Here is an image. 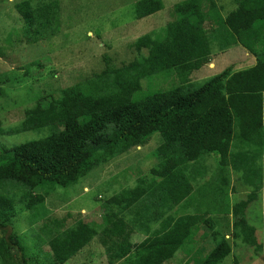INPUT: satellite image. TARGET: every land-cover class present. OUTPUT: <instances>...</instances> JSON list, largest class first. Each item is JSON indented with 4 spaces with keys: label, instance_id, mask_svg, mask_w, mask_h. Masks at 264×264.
I'll return each mask as SVG.
<instances>
[{
    "label": "trees",
    "instance_id": "16d2710c",
    "mask_svg": "<svg viewBox=\"0 0 264 264\" xmlns=\"http://www.w3.org/2000/svg\"><path fill=\"white\" fill-rule=\"evenodd\" d=\"M234 3L236 8L225 17L210 14L218 9L213 0L206 3L209 11L203 0L173 5L174 20L166 30L155 29L131 44L134 60L120 66L106 60L101 74L107 75L103 87H108L96 89L86 80L63 89L59 97L39 96L14 127L7 129L0 121V138L25 131L44 134L12 148L0 146V264H67L95 240L106 249L109 264H169L176 254L179 262L184 261L187 253L182 248L193 234L207 238L208 233L215 246L199 264L223 263L235 245L237 263L257 257L261 231L251 225L246 212L260 198L263 177L246 199L233 206L230 240L214 230L212 204L205 211L173 213L190 197L197 200L193 177L203 175L206 155H216L219 173L226 177L231 166L243 172L247 185H254L255 163L263 157L264 0ZM163 8V0H138L135 17L143 19ZM15 10L31 44L60 31L58 0H21ZM216 43L217 53L242 46L257 62L239 71L231 65L194 86L192 74L211 62ZM160 72H172L178 84L141 94V82ZM112 114L115 117L107 122ZM101 117L105 119L98 123ZM154 133L160 134L162 143L152 151L158 163L151 177H138L135 187L103 199L101 222L79 219L66 227L54 219L52 226L46 218L40 228L49 236L42 237L34 226L39 222L38 207L50 195L59 194L67 202L59 187H69L111 160L143 149ZM121 172L120 176L125 171ZM221 195L225 196L216 191L215 201H221ZM17 202L22 211L34 214L33 247L14 229ZM138 234L146 238L134 243ZM234 237L242 240L243 248L232 244ZM45 241L49 250L41 247ZM192 261L196 259L189 257L186 264Z\"/></svg>",
    "mask_w": 264,
    "mask_h": 264
},
{
    "label": "rangeland",
    "instance_id": "374dc122",
    "mask_svg": "<svg viewBox=\"0 0 264 264\" xmlns=\"http://www.w3.org/2000/svg\"><path fill=\"white\" fill-rule=\"evenodd\" d=\"M19 1L21 0H0V121L7 129L21 122L25 109L31 106L39 96L50 94L59 97L63 89L84 83L86 80H90L88 82L96 89L108 87V85L103 87V82L106 81L103 78L107 75L101 74L106 68V60L111 61L115 66L134 60L136 51L131 44L140 36L155 29L156 31H162L164 28L166 30L169 22L174 20L171 10L173 5L185 0H163V9L138 20L135 17V5L138 0H58L61 16L59 33L35 44L29 43L23 36L24 21L15 10V4ZM213 1L216 2L218 9L209 11L206 8L208 0H203L204 10L209 11L211 15L220 14L225 17L236 8L234 0ZM217 47V43L213 44V54L217 53ZM238 50L243 51V47L227 49L217 59L221 61L220 64H212L211 68L206 67L202 71H195L191 77L194 86H200L210 77L219 74L229 66V62L237 71L248 68L246 66L249 64L245 63L246 55ZM96 73L99 75L95 77ZM177 84L178 79L175 74L160 72L141 82L140 93L169 90ZM114 117V114L109 115L106 121L111 122ZM103 119L105 118L101 117L98 123H101ZM40 136L35 131L5 135L0 138V146L12 148ZM161 143L160 134L154 133L150 141L142 147L143 149L111 160L69 187H59L57 190L61 195L64 193L67 196V202H63L59 194L50 195L38 207L39 216L36 219L39 222L34 226L36 230L44 238L49 236L41 229L45 227L46 218L50 219L52 226H54V219L62 220L63 226L66 227L72 226L79 219L101 222L105 211L103 199L124 189L135 187L138 177H151L150 171L158 163L152 151L156 150ZM204 159L206 166L202 169L203 175L193 177L194 197L197 200L190 197L182 202L185 205L176 206L173 213L175 215L194 213L197 208L205 211L206 207L212 209V206L208 205L212 204L216 210L212 209L209 217L216 220L217 226L214 230L225 234L231 232L232 224L230 223L234 221L231 214L230 216L224 214V212L227 214L230 212L228 205L233 206L243 201L251 188L255 189V184L247 185L243 178V185L235 180L231 188L230 177L219 173L216 155L208 154ZM228 170H226L227 176ZM121 171L125 172L120 176ZM241 174L238 171H232L230 175L241 177ZM252 178L254 179V175ZM216 191L225 195H221V201H215L213 195ZM205 194L208 195L205 196ZM261 199L249 205L246 216L251 225L264 231ZM16 207L19 214L14 229L25 238L29 246L33 247L35 241L31 236V230L35 224L32 221L34 214L22 211L19 202L16 203ZM196 235L193 234L182 248L188 258L196 259L190 264H199L215 246L209 233L207 238H198ZM263 235L264 232L260 233L261 237ZM133 240L138 238L133 237ZM231 242L233 245L238 244L241 248L244 247L242 240H237L235 237ZM235 246L234 248L231 246L232 255L221 264H235L233 254L238 250ZM41 247L49 250L46 241ZM258 255L259 257L255 260H249V262L243 260L236 263L264 264V247ZM244 257L250 258L246 254ZM177 259L176 254L170 259L169 264H179ZM181 259L187 260L183 257ZM67 264H109V261L106 249L95 240Z\"/></svg>",
    "mask_w": 264,
    "mask_h": 264
},
{
    "label": "crops",
    "instance_id": "0c3cea01",
    "mask_svg": "<svg viewBox=\"0 0 264 264\" xmlns=\"http://www.w3.org/2000/svg\"><path fill=\"white\" fill-rule=\"evenodd\" d=\"M235 47H238V46H235ZM230 49H232V48H230ZM219 51V50H218ZM238 51H240V52H243L245 55H246V58H245V63H248L249 65H247L246 67H251V66H254L255 64H256V62H257V58L253 55V54H251L249 51H247L246 49H244L243 48V51H241V50H238ZM237 52V51H236ZM235 52V53H236ZM223 53H225V51L224 52H218V53H216V54H213L212 55V60H211V62L209 63V64H207V65H205V66H203L200 70H197V71H202L203 69H205L206 67H212L211 65L212 64H220L221 63V61H217V59H219V55L220 54H223ZM229 66H231V63L229 62V64H228ZM229 66H227V67H229ZM226 67V68H227ZM225 68V69H226ZM225 69H223V70H225ZM235 69V68H234ZM222 70V71H223ZM205 71V70H204ZM221 71V72H222ZM206 72V71H205ZM220 72V73H221ZM263 119H264V103H263ZM262 160V161H261ZM261 160H259L258 161V163H255V164H257V166H255L256 168H255V171L254 172H256V174L257 175H254V176H258V177H254V184L256 185V184H258L259 183V179L261 178L262 179V177L264 178V153H263V157H262V159ZM251 165H253V164H251ZM251 165H248L246 168H248V169H250L251 168ZM243 166V168H240L241 170H243L244 169V165H242ZM229 169V170H228ZM227 170H228V177H230V179H231V188H233V186H234V184H235V180H238V182L239 183H241L242 185H243V181H242V179H243V172H240V173H242L241 174V177H239V176H237V175H232V177H231V172L232 171H237L236 169H234L232 166L231 167H229ZM239 169V168H238ZM245 171H248V170H245ZM239 172V171H238ZM245 175V174H244ZM250 175H251V173H250ZM234 177H236V178H234ZM232 178L234 179V180H232ZM252 180H253V178H252ZM262 189H261V191H260V198H262L261 199V201L263 202V204H262V210H263V214H264V195H263V192H264V180H263V182H262ZM252 192V188H251V190H250V192L248 193V194H250ZM246 198H247V196H246ZM245 198V199H246ZM259 198V199H260ZM235 205V204H234ZM233 205V206H234ZM233 206H229L228 205V207H229V210L228 211H230L229 212V214H227L226 212H224V214L226 215V216H230V214L233 216V214H232V210H233ZM230 224H233L232 222L230 223ZM261 231V233H263L264 231H262V230H260ZM231 232H232V227H231ZM231 232H226L225 233V236H226V238L227 237H231ZM259 234V232L257 233V235ZM263 237H264V235L261 237L260 236V238H261V241H262V248L264 247V240H263ZM136 238H138V240H135L134 241V243H140V242H142L145 238H146V235H140V234H138L137 235V237ZM232 239V238H231ZM259 257V255H257V257L256 258H258ZM183 258H185V259H187L188 257L186 256V255H184V257ZM261 258V257H260ZM255 260V259H254ZM187 260H184V261H182V262H179V264H184L185 262H186Z\"/></svg>",
    "mask_w": 264,
    "mask_h": 264
},
{
    "label": "clouds",
    "instance_id": "9594fccd",
    "mask_svg": "<svg viewBox=\"0 0 264 264\" xmlns=\"http://www.w3.org/2000/svg\"><path fill=\"white\" fill-rule=\"evenodd\" d=\"M232 233H233V227H232ZM231 237H229L228 239H230Z\"/></svg>",
    "mask_w": 264,
    "mask_h": 264
}]
</instances>
